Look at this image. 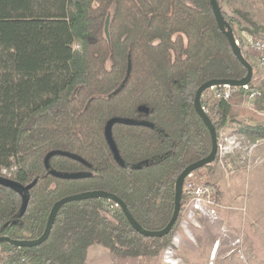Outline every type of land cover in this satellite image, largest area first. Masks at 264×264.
Listing matches in <instances>:
<instances>
[{
  "label": "trees",
  "instance_id": "1",
  "mask_svg": "<svg viewBox=\"0 0 264 264\" xmlns=\"http://www.w3.org/2000/svg\"><path fill=\"white\" fill-rule=\"evenodd\" d=\"M221 11L231 27L240 23ZM246 71L209 0H0V177L35 180L21 215L22 193L0 184V236L38 238L55 201L89 190L119 197L148 230L164 227L177 176L211 150L194 108L197 87ZM254 74L248 85L260 93L251 105L239 86L226 99L201 96L217 133L245 117L243 131L264 135V79ZM216 163L201 168L210 176ZM180 217L167 234L145 236L112 200H73L44 241L2 242L0 260L89 264L93 244L117 256H155L172 243Z\"/></svg>",
  "mask_w": 264,
  "mask_h": 264
},
{
  "label": "rangeland",
  "instance_id": "2",
  "mask_svg": "<svg viewBox=\"0 0 264 264\" xmlns=\"http://www.w3.org/2000/svg\"><path fill=\"white\" fill-rule=\"evenodd\" d=\"M220 4L226 14L240 20L239 24L232 25L234 35L237 33L236 26L250 24L264 34V0H220ZM235 9L242 11L248 21L233 14ZM79 47V41H74L73 48ZM245 56L255 70L254 81L260 82L264 79V68L254 66L248 52H245ZM244 103L252 104L247 101ZM247 121V118L239 117L238 121L231 124L232 128L241 132ZM246 148V152L250 153ZM240 174L238 172L231 176L230 190L225 189L224 179L222 182L217 180L218 185L214 183L218 191V203L212 214L194 212L188 215V196L182 189L184 200L181 201V217L172 243L167 246L169 249L166 247L155 256L129 257L114 255L102 245L93 244L88 247L87 261L89 264H264V227L242 223L241 207L245 202L243 191H240ZM211 177L203 168L192 171V175L188 176L194 182L205 179L211 181ZM3 254L4 251L0 249V258Z\"/></svg>",
  "mask_w": 264,
  "mask_h": 264
},
{
  "label": "water",
  "instance_id": "3",
  "mask_svg": "<svg viewBox=\"0 0 264 264\" xmlns=\"http://www.w3.org/2000/svg\"><path fill=\"white\" fill-rule=\"evenodd\" d=\"M209 2H210V6H211L212 12L214 14V18L217 22L219 29L225 34V36H226V38L230 44V47H231L233 54L246 67L247 71H246V74L244 77L237 79V80L209 79L197 87V89L194 93V98H193L194 108L210 132L211 150L207 156L200 158V159L190 163L189 165H187L180 172V174L177 176L176 181H175L174 209H173L172 215H171L170 219L168 220L167 224L164 227L157 229V230H148V229L142 227L134 219V217L131 215L130 211L128 210L126 204L119 197H117L116 195H114L110 192L104 191V190H89V191H85V192H79V193H75V194L66 195V196L58 199L57 201H55L53 203V205L51 206L45 229H44L43 233L38 238H34V239H12L9 236H0V243L9 242V243L14 244L16 246L37 245L47 238V236L50 232L51 226L55 220L57 211L62 204L69 202V201H73V200H80V199L93 198V197H101V198H106V199L112 200L116 205H118L121 208L122 212L126 216L130 225L137 232H139L142 235H145V236H163L171 230V228L174 225V223L176 222V220L178 218V214L180 212L182 188H183L185 178L192 171H194L198 168H201L206 164H209L210 162L214 161L216 158L217 132H216V129H215L212 121L210 120L208 114L206 113V111L203 109V107L201 105L200 98H201L202 93L208 87H210L212 85H216V84L229 83V84L234 85V86H241L244 84H248V82L251 80L252 74H253V66L243 55L240 46L235 43L233 28L231 27L230 23L225 19L224 15L221 11V8L219 6L218 1L217 0H209ZM108 24H109V15L106 16L105 24H104L105 33L107 36H108ZM69 175L70 174H66L65 176H69ZM34 183H35V180H33L32 182H30L27 185H22L18 182L10 180L6 177H0V184H4L6 186H9V187L13 188L14 190H16L17 192L22 193V204H21V208L19 211V215H21L25 211V208H26V205L28 202V195L26 193L23 194V192H26L27 190H29V188Z\"/></svg>",
  "mask_w": 264,
  "mask_h": 264
},
{
  "label": "built area",
  "instance_id": "4",
  "mask_svg": "<svg viewBox=\"0 0 264 264\" xmlns=\"http://www.w3.org/2000/svg\"><path fill=\"white\" fill-rule=\"evenodd\" d=\"M250 29V25L236 26L237 33L234 35L235 43L239 45L244 52L249 53L253 59L252 62L254 66L257 68H264V34L260 32L253 33ZM235 87L238 86L229 83L212 85L204 90L201 96L205 101L211 99H226L231 95ZM239 87L246 91L247 102H252L260 93L258 90L250 88L248 84ZM202 107L205 110L203 105ZM242 142L243 137L239 133L228 132L224 129L217 133V161L221 163L223 171L228 175L237 172L241 167L247 166V160H245L246 156L235 155L233 153V149H239ZM253 145L254 144H251L248 149L250 150ZM191 175L192 172L188 176ZM188 176L185 178L182 188L188 196V215L194 212L199 214L214 213V207L218 203L217 189L212 185L189 180ZM166 249L169 248L167 247ZM0 264H2L1 260Z\"/></svg>",
  "mask_w": 264,
  "mask_h": 264
},
{
  "label": "crops",
  "instance_id": "5",
  "mask_svg": "<svg viewBox=\"0 0 264 264\" xmlns=\"http://www.w3.org/2000/svg\"><path fill=\"white\" fill-rule=\"evenodd\" d=\"M233 125L229 124L223 129L229 132L241 134L243 142L241 146L233 149L235 155L246 156L247 166L241 167L233 174H226L219 161L215 165L213 173L210 175L211 181L218 185L217 180L224 179L226 190L232 187L231 176L240 172L239 183L241 184L240 191H243L244 205L242 223L244 225L264 227V136L248 134L245 131L237 132ZM254 144L250 153L246 152V147ZM229 178V179H227ZM214 246V245H213ZM214 250V248H212Z\"/></svg>",
  "mask_w": 264,
  "mask_h": 264
}]
</instances>
